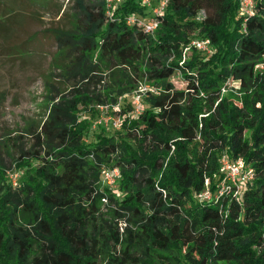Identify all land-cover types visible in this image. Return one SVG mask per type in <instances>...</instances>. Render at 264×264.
<instances>
[{
    "label": "trees",
    "instance_id": "16d2710c",
    "mask_svg": "<svg viewBox=\"0 0 264 264\" xmlns=\"http://www.w3.org/2000/svg\"><path fill=\"white\" fill-rule=\"evenodd\" d=\"M150 1L80 0L77 24L54 30L60 84L13 159L17 186L0 158V264H264V0L252 13L240 0H166L153 13ZM152 16V32L127 20ZM202 37L208 53L190 43ZM142 79L137 112L128 99L116 129L96 122L98 104ZM234 80L237 102L220 92ZM222 153L253 175L200 200ZM103 165L118 167L114 187Z\"/></svg>",
    "mask_w": 264,
    "mask_h": 264
},
{
    "label": "rangeland",
    "instance_id": "374dc122",
    "mask_svg": "<svg viewBox=\"0 0 264 264\" xmlns=\"http://www.w3.org/2000/svg\"><path fill=\"white\" fill-rule=\"evenodd\" d=\"M78 1L0 0V158L7 176L8 172L18 173L13 162L18 149H27L31 145L26 130L40 125L53 102L51 96L60 84L55 75L59 71L52 63L57 51L54 30L77 24ZM106 1L109 5L110 0ZM83 2L91 5L98 0ZM3 4H11V14ZM4 12H9L8 18ZM176 83L181 85L179 80ZM148 84L142 79L129 95L112 93L108 103L98 104L100 115L118 116L119 109L128 99L135 106V95L149 88ZM241 91L236 80L225 82L220 89L221 95L229 94L235 102Z\"/></svg>",
    "mask_w": 264,
    "mask_h": 264
},
{
    "label": "built area",
    "instance_id": "2783aa9c",
    "mask_svg": "<svg viewBox=\"0 0 264 264\" xmlns=\"http://www.w3.org/2000/svg\"><path fill=\"white\" fill-rule=\"evenodd\" d=\"M145 5H150V0H140ZM166 0H160L156 6L152 7L153 13H158L165 4ZM253 2L254 0H240V10L243 13H252L253 11ZM128 22L136 21L140 24L143 29L147 32H152L156 27L158 20L155 17H149L147 20L138 19L134 17H128ZM190 43L195 47L201 49L202 51L208 53L210 52V41L208 37L202 38H193ZM139 93L135 95V108L134 111H138V107L136 104L138 103ZM96 122L99 124L110 125L112 127H118L120 124L119 115L116 117H104L99 115L96 119ZM219 171L222 175L221 180L218 181L214 190H211L207 185V180L205 181V187L202 190L197 192V197L200 200H212L216 201L219 196L224 193H232L236 195L241 187L245 184L246 181L250 180L253 175L252 167L245 164L242 157L237 156L235 158H231L227 156V154L222 153L220 156V166ZM119 175V169L116 166H101L100 168V177L101 182L107 184L111 187L116 185V181ZM8 177L13 186L18 185V173L16 172H8Z\"/></svg>",
    "mask_w": 264,
    "mask_h": 264
}]
</instances>
